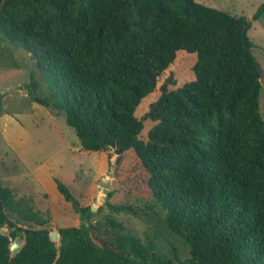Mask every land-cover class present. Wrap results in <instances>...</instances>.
Instances as JSON below:
<instances>
[{"label":"trees","instance_id":"trees-1","mask_svg":"<svg viewBox=\"0 0 264 264\" xmlns=\"http://www.w3.org/2000/svg\"><path fill=\"white\" fill-rule=\"evenodd\" d=\"M263 12L264 1L252 19ZM249 27L196 0H0V40L28 53L47 86L41 97L31 79L32 101L61 112L82 149L112 148L114 176L158 203L162 226L189 249L160 253L55 178L79 224L52 230L0 185V264H264L262 70ZM179 50L196 54L194 79L170 89L167 77L137 117ZM144 120L153 125L142 139Z\"/></svg>","mask_w":264,"mask_h":264},{"label":"rangeland","instance_id":"rangeland-1","mask_svg":"<svg viewBox=\"0 0 264 264\" xmlns=\"http://www.w3.org/2000/svg\"><path fill=\"white\" fill-rule=\"evenodd\" d=\"M204 5L245 16L250 27L252 53L261 70L260 111L264 119V12L252 19L264 0H196ZM195 53L179 50L175 59L158 78L156 89L146 95L136 108L137 117L147 111L150 102L159 95V86L172 76L175 85L181 86L193 80ZM34 79L36 93L45 97L47 86L41 79L34 60L18 45L0 40V91L4 93L0 110V185L12 190L16 198H22L47 220L52 230L79 224L78 214L64 200L56 188L55 178L62 181L83 205H92L98 214L110 215L121 221L125 229L142 242L152 241L155 249L172 257V248L180 259L189 256L188 245L175 234L167 231L159 221L163 210L151 197L129 193L124 187L131 186L114 176L115 153L112 148L105 151H88L80 146L79 139L64 115L54 107H46L32 101L27 84ZM140 137L153 125L144 120ZM131 153L126 154L124 164L130 162ZM109 182L112 196L103 194V183ZM130 189L129 191H131ZM126 204L135 208L132 212H115L105 201ZM15 218V214L10 215ZM25 224V223H22ZM37 227L35 223H26ZM6 229V228H5Z\"/></svg>","mask_w":264,"mask_h":264},{"label":"water","instance_id":"water-1","mask_svg":"<svg viewBox=\"0 0 264 264\" xmlns=\"http://www.w3.org/2000/svg\"><path fill=\"white\" fill-rule=\"evenodd\" d=\"M3 96H4V93H2V92L0 91V110L2 109L1 101H2ZM102 191H103L104 196H106V195L108 194V192H109V182H104V183H103V190H102ZM91 209L94 211V207H93V206H91ZM60 238H61V237L59 236V239H60ZM21 244H22L21 239L16 238V239L11 243V249H12V251H13V252H16V251L19 249V247H20Z\"/></svg>","mask_w":264,"mask_h":264}]
</instances>
